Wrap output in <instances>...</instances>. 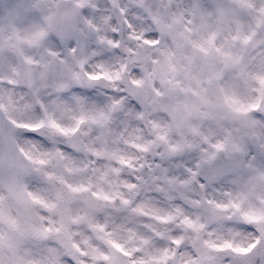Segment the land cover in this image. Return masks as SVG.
Instances as JSON below:
<instances>
[{
	"label": "clouds",
	"instance_id": "9594fccd",
	"mask_svg": "<svg viewBox=\"0 0 264 264\" xmlns=\"http://www.w3.org/2000/svg\"><path fill=\"white\" fill-rule=\"evenodd\" d=\"M0 264H264V0H0Z\"/></svg>",
	"mask_w": 264,
	"mask_h": 264
}]
</instances>
